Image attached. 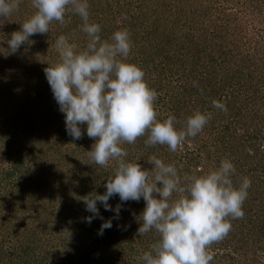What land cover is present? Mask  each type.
<instances>
[{
    "label": "rangeland",
    "instance_id": "rangeland-1",
    "mask_svg": "<svg viewBox=\"0 0 264 264\" xmlns=\"http://www.w3.org/2000/svg\"><path fill=\"white\" fill-rule=\"evenodd\" d=\"M135 1L133 6L137 4ZM157 3L144 0L145 11L140 19L136 18L131 29L122 28L132 30L127 61L143 70L144 79L153 90L159 89L155 78L160 76L164 85L162 91L156 92L157 108L164 120L175 116L176 128L182 130L190 116L187 113L197 111L192 100L201 102L212 95L184 96L178 92V82H185V74L174 80L169 67L182 50L168 44L172 37L155 36L150 30L152 25L164 27L162 7H166L164 15L168 18L175 9ZM35 11L31 0H23L10 16L0 19V264H142L143 254L151 251L159 239L154 230L138 236L137 217L145 201L143 198L123 204L120 201L119 219H113L114 212L105 211L98 203L103 220L96 218L90 225L85 222L91 213L86 211L82 198L103 194L99 184L107 182L109 167L92 161L79 162L84 159L83 153L92 149L95 140L87 136L86 126H81L82 139L73 140L68 135L65 117L45 76L44 69L58 62L57 39L63 35L73 42L81 33L67 35L60 29L54 33L58 24H51L49 33L30 37L19 51L10 53L7 40L13 32L21 30V25ZM89 12L92 13L91 9ZM212 15L217 19L215 24L218 22L227 28L223 35L229 42L215 54L224 56L227 64L231 58L230 66L241 62L238 53L252 55L257 68H253L251 81L264 92V0H222ZM204 19L203 24L209 26L212 19ZM200 28L191 30L192 36L187 41L201 40L204 34L212 36ZM219 29L216 25L215 32ZM173 30L179 32L178 27L173 26ZM160 40L165 46L168 44L163 50ZM232 40L239 43L238 48H233ZM43 48L45 51L39 57L38 51ZM156 65H163L164 72L156 71ZM143 66L149 70L145 71ZM215 69L218 71L220 66L216 65ZM229 96L224 102L218 100L225 104L227 111L214 107L210 110L213 101L204 103L203 113H211L207 129L194 138L188 137L186 146L195 153L199 151L203 159L197 165L203 168L201 175L229 159L235 166L232 176L235 186L244 178L251 180L243 204L244 217H229L231 231L209 247L214 257L212 264H264V98L253 99L250 94L247 104L240 108L233 105ZM177 106L180 112L175 111ZM218 128L220 132L215 131ZM132 146L134 151L139 148L135 143ZM108 219H112L113 227L98 235L101 224Z\"/></svg>",
    "mask_w": 264,
    "mask_h": 264
},
{
    "label": "clouds",
    "instance_id": "clouds-1",
    "mask_svg": "<svg viewBox=\"0 0 264 264\" xmlns=\"http://www.w3.org/2000/svg\"><path fill=\"white\" fill-rule=\"evenodd\" d=\"M22 2L0 0V19L10 16ZM31 4L36 11L7 40L11 54L30 37L49 33L52 22L64 24L70 9L81 18V30L88 37L86 49L77 52L66 36H60L56 41L60 59L44 69L68 135L80 140L84 135L81 126H86L87 136L95 140L89 151L91 161L99 166H107L109 161L118 164L103 194L82 198L91 213L85 222L90 225L96 218L103 220L98 203L105 211L114 212L113 219H119L121 204L143 198L145 207L137 217L138 236L154 230L159 239L143 254L142 264H212L209 247L229 234V217H244L251 180L244 178L235 186V166L224 159L218 168L186 178L182 186L174 165L151 156L150 172L138 162L126 161L128 152L121 146L133 144L147 133L148 146L167 145L175 152L188 137L203 131L211 113L194 112L182 130H177L175 116L159 121L154 107L156 91L146 83L143 70L127 61L131 40L126 30H117L110 39L102 40L100 25L89 20L88 0H31ZM212 103L214 108L227 111L220 101ZM114 196L121 201L115 209L109 204ZM112 227V219L104 220L98 235Z\"/></svg>",
    "mask_w": 264,
    "mask_h": 264
},
{
    "label": "trees",
    "instance_id": "trees-1",
    "mask_svg": "<svg viewBox=\"0 0 264 264\" xmlns=\"http://www.w3.org/2000/svg\"><path fill=\"white\" fill-rule=\"evenodd\" d=\"M134 1L135 0L126 2L121 0L122 3H120L118 0H88L89 9L92 11L89 20L92 23H97L100 25L101 38L105 34L104 32H106L105 40H108L113 35L112 33L117 30H122V28L131 29L136 18L137 20L140 19L141 14L145 11V9L142 7V2H144V0H137V4L133 6ZM154 1H158L157 4L163 3L166 6L172 7L171 9H175V13L172 14L170 18H168L166 15H164L166 7H162L161 15L162 21L164 22V25L162 26L164 27L161 28V26L152 25L150 30H152V33H154L155 36L159 34L166 37H172V40H170L168 44L174 45V48L177 46L178 49L182 50L181 54H177L176 61L170 62L171 65L169 67L172 73L171 77H173L174 80H179L184 76L182 74H185V82L182 84H180L181 80L178 82V92L184 96H189L191 93L196 97H198V95H206V93H210L212 95L211 98L213 99L207 98L206 100L203 99L201 102L197 99L192 100V103L196 104L195 107L197 108V111L202 113L206 111V108H204V103H207L206 101L212 102L217 99L221 102H224L223 99H226V97L228 98L229 94V100L233 102L234 106H239L240 108H242L244 104H247L250 94L253 96V99L258 97L264 98L262 87L259 90V88L254 86L251 81L253 68H257V64H255L257 61H254L252 55L247 56V52L238 53L240 51H235L241 55L242 60L241 62L230 66L231 58H229L227 64L225 62L226 58H223L224 56L215 54V52L220 53V49H223L222 47L226 48L229 45L227 36L223 35V32L227 28L222 27V25H220L218 22L215 24L217 19H214L212 15L214 10H218V5H220L222 0ZM97 4H100L99 7ZM22 5L24 6V4ZM146 6L148 7V5ZM172 17L177 19L179 22L172 19ZM204 18L209 20L212 19L209 26L203 24V20H205ZM219 19L220 18L218 17V20ZM197 21L199 22L197 23ZM82 23L83 22L81 18L70 9L65 15L64 24L54 21L52 22V25L54 26L55 24H58V26H56L54 29V33H57L60 29V31L67 35H71L73 32H75L79 36L77 32H80L82 35L80 38H76L73 40V42L70 41V43L74 46V50L80 52L86 49L88 43L87 34L81 30ZM216 25L218 28H220L217 32H215ZM173 26L178 27V33H175ZM199 27H201V30L212 34V36L209 37L204 34V38L201 40L192 38L190 41H187V38L192 36L191 30L199 31ZM127 32L132 34V30H128ZM222 39L224 40L225 45L223 44ZM160 43L163 44L162 46L164 47L161 50L168 46V44L165 46V43L161 40ZM230 44L233 45V48H238L239 46V43L233 40L230 42ZM44 51V48L42 51L39 50L38 56L40 57ZM231 52L232 51L229 53ZM175 56L176 54L173 57ZM173 57L171 59H173ZM59 59L60 55L59 58H57V61H59ZM128 62L132 63L131 61ZM216 65L220 66L218 71L215 69ZM145 68V71L149 70V68ZM155 68L156 71L161 70L164 72L163 65H156ZM165 72L168 71L166 70ZM221 78H223V80ZM155 81L159 89L156 88L154 90L156 92H160L159 90L162 91V86L164 85L163 80L160 78V76H157ZM150 88L153 89L154 87L150 86ZM227 89L230 90V92ZM157 104L158 103L155 101L154 107L157 113V119L162 122L164 121V118L161 117V113L157 108ZM209 109L212 110L213 106L209 107ZM240 110L241 109L235 113H239ZM175 111L180 112L181 108L177 106ZM187 115L192 114L187 113ZM212 123L214 124V122ZM224 127L227 126L224 125ZM220 128H222V126ZM205 129H207L206 126L204 127L203 131ZM215 131L220 132L219 128L215 129ZM147 138V133L144 136L137 138L135 144L139 145V148L135 151L132 144L122 143L121 146L128 152V156L125 158L126 161L138 162L143 168L148 169L151 172L153 165L148 162V159L151 156H155L162 159L166 164L174 165L178 171V175L181 178L182 183L186 182V178L188 177L200 176L202 174L203 168L197 165L202 163L203 159L200 158L201 155L199 154V151L195 149V151H197L195 153L187 148L186 141H184V144L182 143L183 147H178L177 151L173 152L170 151L167 145L166 147H164V145L148 146L146 144ZM89 151L90 150H88L87 153H83L84 159L80 160L79 162L83 161V163H89L91 161ZM117 166L118 164L116 161H109V165L105 166V168L109 167V172L106 173L108 175L106 176V180L114 175ZM106 183L107 182H104V184H99V190L103 193L106 191ZM119 203V196H114L109 200V204L113 209H115ZM142 207L144 208L145 205Z\"/></svg>",
    "mask_w": 264,
    "mask_h": 264
}]
</instances>
